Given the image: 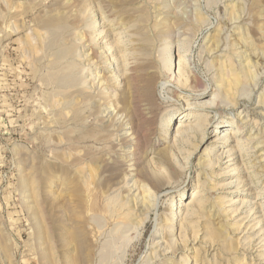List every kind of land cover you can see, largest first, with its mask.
Instances as JSON below:
<instances>
[{"label": "rangeland", "instance_id": "1", "mask_svg": "<svg viewBox=\"0 0 264 264\" xmlns=\"http://www.w3.org/2000/svg\"><path fill=\"white\" fill-rule=\"evenodd\" d=\"M0 264H264V0H0Z\"/></svg>", "mask_w": 264, "mask_h": 264}, {"label": "bare ground", "instance_id": "2", "mask_svg": "<svg viewBox=\"0 0 264 264\" xmlns=\"http://www.w3.org/2000/svg\"><path fill=\"white\" fill-rule=\"evenodd\" d=\"M51 30H52V29H51ZM58 31H59V30H58ZM28 36H29V35H28ZM104 47H105V46H104ZM61 50H62V49H61ZM36 52H37V51H36ZM102 52H103V51H102ZM171 57H173V55H172ZM132 58H133V57H132ZM154 59H155V58H154ZM175 63H176V57H175ZM180 63H181V62H179V64H180ZM74 71H76V70H74ZM118 73H120V72H118ZM169 73H170V72H169ZM168 75H169V74H168ZM164 76H165V75H164ZM121 77H122V76H121ZM74 78H75V76H74ZM128 79H130V78L128 77ZM62 80H63V79H62ZM67 81H68V80H67ZM178 81H179V80H178ZM169 83H171V82H169ZM70 84H71V83H70ZM72 85H73V84H72ZM229 87H230V86H229ZM130 94H131V92H130ZM68 97H70V96H68ZM72 98H73V97H72ZM69 99H70V98H69ZM55 101H56V100H55ZM57 101H58V100H57ZM59 102H60V101H58L57 103H59ZM51 103H52V101H51ZM53 105H54V103H52V107H54ZM58 107H60V105H59ZM58 107H57V108H58ZM54 108H55V107H54ZM55 109H56V108H55ZM66 113H67V112H66ZM187 115H188V114L184 113V117H183V118H184V121H183V123H184V122H187V121L189 120V118H186ZM184 128H185V127H184V126L182 125V123H181L180 126L176 129V133H178V134H182L183 131H184ZM130 131H131V130H130ZM213 133H215V134L217 135L218 133L220 134V131H219V132H218V131H214ZM176 137H177V136H176ZM180 139H181V138H180ZM59 142H60V141H59ZM169 167H170V166H169ZM85 169H86V168H85ZM85 169H83L82 171H80V175H83V177L85 176V174H84V173H85V172H84ZM91 169H94V168H91ZM79 170H80V169H79ZM79 170H78V171H79ZM86 171H87V170H86ZM88 171H89V170H88ZM93 172H94V170H93V171L91 170V172H89V173H90V174H89V178H88V175H87V178H85V177L83 178L84 185H88L89 188H91L90 186H92V181H94V180L91 179V178H93ZM95 172H96V169H95ZM95 172H94V173H95ZM77 175H78V174H77ZM80 179H81V178H80ZM80 179H79V180H80ZM93 179H94V178H93ZM89 180H92V181H91V185H89V182H88ZM80 181H82V179H81ZM83 181H82V182H83ZM87 189H88V188H87ZM144 189H145V187H144ZM89 190H90V189H89ZM149 190H150V189H149ZM192 196H193V198L195 197V195H192ZM142 198H143V197H142ZM145 198H146V197H145ZM145 198H144V199H145ZM136 199H137V198H136ZM146 202H147V200H146ZM176 202H178V201H176ZM141 203H142V202H141ZM144 204H145V203H144ZM123 205H124V204H123ZM123 205H122V206H123ZM127 206H128V204H127ZM121 211H122V210H121ZM122 214H123V213H122ZM129 214H130V213H129ZM129 214H127V215L129 216ZM125 216H126V215H125ZM125 216H124V217H125ZM120 217H121V216H120ZM122 217H123V216H122ZM121 219H122V218H121Z\"/></svg>", "mask_w": 264, "mask_h": 264}]
</instances>
